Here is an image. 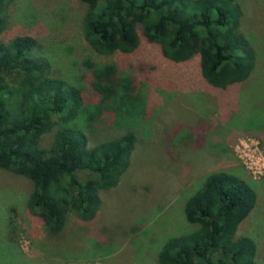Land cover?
I'll return each mask as SVG.
<instances>
[{
    "label": "rangeland",
    "instance_id": "rangeland-1",
    "mask_svg": "<svg viewBox=\"0 0 264 264\" xmlns=\"http://www.w3.org/2000/svg\"><path fill=\"white\" fill-rule=\"evenodd\" d=\"M236 1L255 65L225 89L201 78L197 55L169 61L141 35L130 53L97 54L83 39L86 6L80 0L10 2L0 40L32 35L47 75L82 87L100 102L104 112L91 120V142L129 129L135 146L116 185L98 191L91 222L68 214L55 235L26 208L31 182L0 169V264H157L161 242L191 228L183 216L185 199L206 173L220 169L251 180L256 201L236 233L253 240L254 259L264 264V0ZM87 59L116 66L114 93L102 102L81 75ZM52 133L42 136V145ZM255 145L252 154L244 148ZM246 153L256 162L254 174ZM77 176L87 178L84 172Z\"/></svg>",
    "mask_w": 264,
    "mask_h": 264
},
{
    "label": "trees",
    "instance_id": "trees-1",
    "mask_svg": "<svg viewBox=\"0 0 264 264\" xmlns=\"http://www.w3.org/2000/svg\"><path fill=\"white\" fill-rule=\"evenodd\" d=\"M11 1L0 0V31ZM80 1L86 6L83 39L97 54L130 53L141 35L169 61L197 55L201 78L218 89L244 80L255 65L254 48L239 29L236 0ZM46 66L32 35L0 40V169L31 182L26 208L55 235L68 214L91 222L98 191L116 185L129 165L135 133L127 129L91 142V120L104 112L100 102L82 87L47 75ZM82 67L101 102L114 93V64L87 59ZM51 129L44 146L42 136ZM247 179L223 169L206 173L183 204L191 228L161 242L157 264H257L253 240L236 233L256 201Z\"/></svg>",
    "mask_w": 264,
    "mask_h": 264
},
{
    "label": "built area",
    "instance_id": "built-area-1",
    "mask_svg": "<svg viewBox=\"0 0 264 264\" xmlns=\"http://www.w3.org/2000/svg\"><path fill=\"white\" fill-rule=\"evenodd\" d=\"M244 148H246L247 151H250V153L252 154V153L255 152L254 150H256V145L254 146V148H249V146H246V147H244ZM245 156H246L248 162H250V166H252V167H249V169H252V170H251V173L254 174V170H253V168H255V164H256V162H255V161H252V160H251V156H249L247 153H246Z\"/></svg>",
    "mask_w": 264,
    "mask_h": 264
}]
</instances>
